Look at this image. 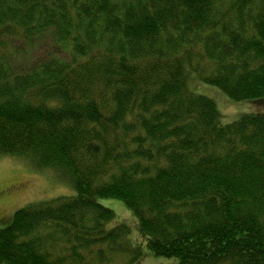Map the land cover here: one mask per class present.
<instances>
[{
    "label": "trees",
    "instance_id": "1",
    "mask_svg": "<svg viewBox=\"0 0 264 264\" xmlns=\"http://www.w3.org/2000/svg\"><path fill=\"white\" fill-rule=\"evenodd\" d=\"M193 80L264 102V0H0V160L75 193L17 210L0 264H264V113L224 125Z\"/></svg>",
    "mask_w": 264,
    "mask_h": 264
},
{
    "label": "rangeland",
    "instance_id": "2",
    "mask_svg": "<svg viewBox=\"0 0 264 264\" xmlns=\"http://www.w3.org/2000/svg\"><path fill=\"white\" fill-rule=\"evenodd\" d=\"M46 51L51 53V46L46 42L45 47L35 52L36 57L43 56ZM191 88L199 95L212 99L218 106L221 121L224 125L232 124L247 114L264 113V102H234L219 89L206 84L190 81ZM48 172H36L28 165L12 159L0 160V229L5 228L15 212L33 203L46 202L62 196L74 195V190ZM101 205L115 213L112 225L125 223L132 227L131 237L138 240L136 218L132 211L116 199H99ZM139 264H177L163 258H155L147 251Z\"/></svg>",
    "mask_w": 264,
    "mask_h": 264
}]
</instances>
